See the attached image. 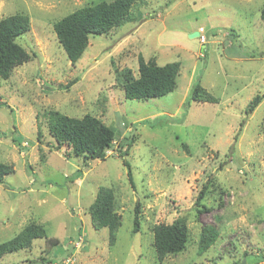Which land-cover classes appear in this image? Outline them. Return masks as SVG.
I'll list each match as a JSON object with an SVG mask.
<instances>
[{
    "label": "rangeland",
    "instance_id": "obj_1",
    "mask_svg": "<svg viewBox=\"0 0 264 264\" xmlns=\"http://www.w3.org/2000/svg\"><path fill=\"white\" fill-rule=\"evenodd\" d=\"M101 1L113 0H0V20L30 18V30L17 39L29 60L0 77V162L14 167L0 183V242L31 221L47 231L0 264H264V0H135L133 20L90 35L72 63L53 24ZM195 31L199 36L190 37ZM140 57L179 62L175 89L129 99L126 76H138ZM197 81L218 102L186 103ZM256 95L261 102L246 112ZM50 110L90 113L114 124L119 137L104 160L86 162L69 145L58 147ZM131 135L125 158L132 180L116 149ZM101 186L114 189L122 218L114 244L108 229L92 222ZM179 218L189 241L161 261L154 228ZM206 226L218 237L200 253Z\"/></svg>",
    "mask_w": 264,
    "mask_h": 264
},
{
    "label": "trees",
    "instance_id": "obj_2",
    "mask_svg": "<svg viewBox=\"0 0 264 264\" xmlns=\"http://www.w3.org/2000/svg\"><path fill=\"white\" fill-rule=\"evenodd\" d=\"M135 0L101 1L79 7L71 13L54 22L53 28L57 38L65 50L68 59L75 63L83 55L89 44L90 35H102L111 29L133 20L132 8ZM261 19L264 21V6L261 9ZM30 30V18L28 15L17 13L0 20V77L8 79L13 69L24 64L30 58L17 39ZM180 63L169 62L158 65L153 60L139 59L138 76H126L125 91L129 99H147L161 97L172 92L177 84ZM261 96L256 95L247 107L246 112L252 113L261 102ZM218 102V99L208 92L199 81L190 88L186 103ZM185 103V105H186ZM48 116V128L58 147L69 145L76 156H81L86 162L92 160H104L106 153L114 147L119 137V130L114 124H106L100 118L90 113L83 117H74L60 111L50 110ZM13 141L21 143V133L14 128ZM134 136L123 138L116 149L124 164L128 168V177L132 180V171L126 156L129 153ZM14 172L12 164L0 162V183L5 181L8 174ZM201 191L197 198V204L204 198ZM196 204V205H197ZM206 209V208H205ZM201 211V210H200ZM92 222L96 229L103 227L109 231V241L114 244L117 232L122 223L121 216L116 212V198L114 189L101 186L95 200L90 206ZM139 206L134 217V232L139 231L140 217ZM47 231L44 225L38 221H31L25 225L19 233L12 238L0 242V261L8 253L28 249L33 241L38 238H46ZM190 231L185 218H179L170 224H158L154 228V247L159 260H164L167 255H175L182 252L189 241ZM218 231L213 226L203 228L199 251L204 253L216 241ZM57 241L54 245H57Z\"/></svg>",
    "mask_w": 264,
    "mask_h": 264
},
{
    "label": "water",
    "instance_id": "obj_3",
    "mask_svg": "<svg viewBox=\"0 0 264 264\" xmlns=\"http://www.w3.org/2000/svg\"><path fill=\"white\" fill-rule=\"evenodd\" d=\"M199 36V31H195V32H192L191 34H190V37H198Z\"/></svg>",
    "mask_w": 264,
    "mask_h": 264
},
{
    "label": "built area",
    "instance_id": "obj_4",
    "mask_svg": "<svg viewBox=\"0 0 264 264\" xmlns=\"http://www.w3.org/2000/svg\"><path fill=\"white\" fill-rule=\"evenodd\" d=\"M200 38H202L203 40L205 39V37H203V35H201Z\"/></svg>",
    "mask_w": 264,
    "mask_h": 264
}]
</instances>
